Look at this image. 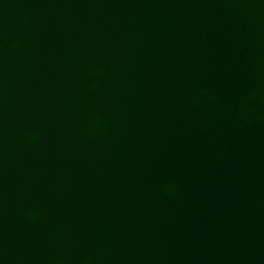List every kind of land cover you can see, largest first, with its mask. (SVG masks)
<instances>
[{
	"label": "water",
	"instance_id": "95a60500",
	"mask_svg": "<svg viewBox=\"0 0 264 264\" xmlns=\"http://www.w3.org/2000/svg\"><path fill=\"white\" fill-rule=\"evenodd\" d=\"M0 264H264V0H0Z\"/></svg>",
	"mask_w": 264,
	"mask_h": 264
}]
</instances>
